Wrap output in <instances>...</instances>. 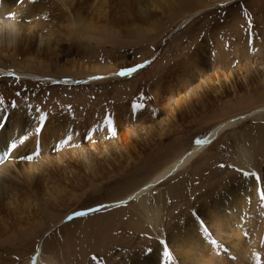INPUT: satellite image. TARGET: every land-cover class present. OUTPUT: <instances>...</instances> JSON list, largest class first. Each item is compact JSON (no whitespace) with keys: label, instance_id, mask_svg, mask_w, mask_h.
Masks as SVG:
<instances>
[{"label":"rangeland","instance_id":"1","mask_svg":"<svg viewBox=\"0 0 264 264\" xmlns=\"http://www.w3.org/2000/svg\"><path fill=\"white\" fill-rule=\"evenodd\" d=\"M25 1L29 6H9L22 22L29 19L25 7L31 14L44 6L51 10L38 16L39 27L28 31L25 24L16 25L14 45L4 42L2 32L0 128L9 130L14 109L36 113L39 130L45 116L52 122L42 146L51 145L46 156L53 172L45 168L41 174L35 165L34 177L42 175L40 201H50L54 185L62 191L53 194L49 209L55 218L46 217L38 202L29 201L30 208L22 206L16 214L12 205L7 214L0 209L11 228L0 235V264H27L37 250L57 264H116L115 251L148 253L196 204L221 202L223 191L246 176L264 177V0H158L163 7L141 0L137 20L102 0ZM256 49L262 51L258 56ZM192 59L191 78L181 86ZM227 71L229 84L222 79ZM239 118L243 121L208 141L190 164L145 193L146 201L162 210V219L160 229L144 224L134 214L135 200L126 198L213 129ZM120 121L126 125H117ZM69 122L72 140H65L60 131L65 133ZM124 129L130 130L131 149L117 159L112 146L120 148ZM239 144L251 153L253 170L235 160ZM32 154L39 155L38 148ZM84 159L96 163V171L79 163ZM99 205L108 207L66 222Z\"/></svg>","mask_w":264,"mask_h":264},{"label":"bare ground","instance_id":"2","mask_svg":"<svg viewBox=\"0 0 264 264\" xmlns=\"http://www.w3.org/2000/svg\"><path fill=\"white\" fill-rule=\"evenodd\" d=\"M46 1L42 3H46ZM66 1L71 3L73 0ZM102 1L104 2V5H108L109 7L115 5V8L118 11L121 10L122 13L129 17L130 15H133V20L138 19L137 15L143 14L141 9L142 7L140 6L141 3H138L141 0ZM153 1L161 5L159 3L160 0ZM133 2L136 4L133 5ZM24 4L29 6L28 1L25 0H0V23L2 24L0 26V43L1 40L3 42V39L1 38L2 32L4 31L5 34L3 36L6 37V41L4 42H8V45H14L17 34L16 25L25 24L23 27L28 31L31 28L39 27L41 25V17L39 18L38 16L41 14V16H43L46 11L51 10L50 8L44 6V10L41 9L38 13L31 14L30 10L28 11L25 7L24 16L29 19L27 22H22L19 15L16 14L15 11L10 10L9 6H21V8H23ZM161 6L163 7V5ZM20 9L17 11L20 12ZM133 25H131V27ZM3 26H5V28H3ZM102 28L103 26L98 29L101 30ZM261 52V49H256L255 55L258 56ZM193 64L194 59L190 60L187 64L191 67L183 76H181L184 77L182 79L180 78L181 86L188 82L189 77L191 76L189 74H192L194 70ZM240 69L241 68L238 70ZM242 72L247 73L245 66L242 69ZM195 74L198 75L200 73L195 71ZM18 77L25 78V75ZM231 77L232 73L227 71V73L223 75L222 79L226 84H229ZM213 78L214 80H217V73L214 74ZM244 82L247 83L246 79H244ZM172 100L174 99L170 96L165 102V107L168 108ZM1 112L2 111L0 109V115ZM263 112L264 111H262V113ZM254 114L256 115L259 113L255 112ZM254 114L248 117H252ZM35 120L36 113L24 109H14L11 111L9 116V130L7 131L6 129L0 128V152H2L1 160H4L3 164L0 166V209L7 214V207L12 205L13 210L11 211L13 214H16L22 206L27 209L30 208V205L28 204L29 201L32 203L38 202L43 208V212L46 217L55 218L54 216L56 214L54 215V212L52 213L49 209L53 206L55 200L53 194L59 193L62 191V188H60L58 184L54 185L52 190L53 192L51 191L52 193L50 192L48 194L50 201H40L39 187L42 181V175H36L34 177L35 165H38V168L36 169L39 173L41 172V174H43V169L45 168H49L50 174L53 172L51 167L52 165L49 167L48 158L46 156L51 145L47 147L45 145L42 146L43 143L46 144L45 142L49 137V132L53 128L52 122L46 121V125L44 126L43 121L41 126H44V130L41 134H39L40 130L36 127L37 125ZM239 120L243 121V118L223 123L219 127L213 129L209 135L198 144V146L191 149L189 152L178 158V160L175 162L173 161L170 166H167L165 169L160 171L145 187L128 196L125 201L132 198L135 200L136 204L133 208L134 214L137 213L136 215L142 219L144 224L160 229L162 210L155 205L149 204L146 201L145 193L155 184H158V182H161L166 177L173 176L176 171L181 170L186 165L190 164V162L193 161V159L204 149V147H206L208 141H211L216 135L238 123ZM116 124L126 125L121 121ZM68 125L69 126L67 127L65 133L60 131V136L65 137V140H72L71 133L74 129L72 128V124L70 122ZM19 129H22L23 132L21 135L18 134L17 139L13 141V137L17 134ZM124 130L126 131H122L120 134V148L118 149L115 145L112 146L114 152H118L119 156L115 153L116 158H121L123 154V157L127 156L129 151L128 149H131L129 144L130 130ZM25 135H29V139L25 145H19L18 141L23 143L24 139H26ZM72 137L73 144H75V133H73ZM57 139H59V136H57ZM13 142H17L18 144L15 151H12V147L9 146ZM243 146H240V144L238 145L236 153L237 157L235 160L242 168L250 170L252 167L253 170L250 155L251 153H249V151ZM37 148L39 155L34 156L32 153L37 150ZM94 149H96V147ZM26 150L30 151L32 159H27L26 163L23 164L26 160L24 157L28 156L26 154ZM50 151L51 153L54 152L53 149ZM43 153L44 155L42 157ZM99 154L103 156L102 151L99 152ZM55 160L56 163L59 164V158L55 157L53 161L55 162ZM34 161L35 163H33ZM81 162H84L83 165L88 163V166H85V169L90 173H92L93 170L96 171V163L94 164L92 160L90 162L89 160L84 159L83 161H79V163ZM254 178H256L254 175L253 177L251 175L246 176L241 180V182L237 183V185L235 184L236 186L231 184L229 189L223 191V200L219 203L215 204L211 200L209 204L201 207L196 204V207L193 209L194 213L193 211L188 210L187 214L183 216V219L181 221L180 219L177 220L174 227H172V229L170 228L171 231L169 229L170 232L168 235L161 233L162 235L159 242L155 245L153 244L154 246L152 250L150 249L151 251L148 253H146V251H138L132 254L125 251H115L114 257L116 264H264V183L261 182L264 177H260L261 179L257 177L256 180ZM42 179L44 180V178ZM253 189L254 191H252ZM212 194L214 197L217 196L215 192H212ZM20 199H22L21 204H18ZM123 203L124 201L122 204ZM8 224L7 220L0 213V235H7L9 232L8 230L11 229L8 227ZM38 251L39 250H37L35 257H33L30 262L28 261L29 263L27 264H57L54 259H43L42 254H40L42 252L40 251L38 253ZM258 255H261L262 257L260 260L258 259Z\"/></svg>","mask_w":264,"mask_h":264},{"label":"snow or ice","instance_id":"3","mask_svg":"<svg viewBox=\"0 0 264 264\" xmlns=\"http://www.w3.org/2000/svg\"><path fill=\"white\" fill-rule=\"evenodd\" d=\"M250 31H251V29H250ZM146 65H147V64L142 65V67H141L140 69H143ZM133 67H134V66H133ZM140 69H137V71H139ZM11 106H12V105H11ZM16 107H17V105H16ZM39 115H40V114H38V117H39ZM108 118H109V117H108ZM109 120H110V122H111V125H112V128H113V131H114V133H115V135H116V132H115L114 127H113V121H112L111 118H109ZM104 123H105V119H104ZM38 125H39V120H38L37 126H38ZM45 125H46V116H45V119H44V126H45ZM105 125H106V124H105ZM37 126H36V127H37ZM44 126L40 128V132H39V134H41V133L43 132V130H44ZM106 127H107V125H106ZM107 132H108V127H107ZM25 136H26V139H24L23 143H20V142L18 141L19 145H25V144H26L27 140L29 139V135H25ZM86 138L89 139V140L92 139V137H88V135L86 136ZM19 140H20V139H19ZM68 142H69V141H68ZM63 143H64V141H63ZM9 146L12 147V151H15V150L17 149V147H18V144H17V142H13V143H11ZM24 158H26V159H28V160H30L29 158L32 159V157H31L30 155H28V156H26V157H24ZM261 182L264 183V179H262ZM107 207H108V205H99V206H97V207L89 208V209H87V210L77 211V212L73 213L72 215L67 216V218H66V222H71V221H73L74 219L82 218V217H86V216H88V215H90V214L101 212L102 210H104V209L107 208ZM96 259H97V258H96Z\"/></svg>","mask_w":264,"mask_h":264}]
</instances>
